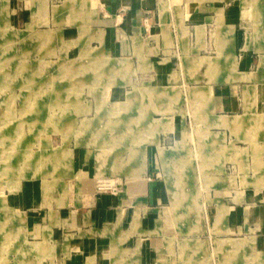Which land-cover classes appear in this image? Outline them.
<instances>
[{"label": "crops", "instance_id": "obj_1", "mask_svg": "<svg viewBox=\"0 0 264 264\" xmlns=\"http://www.w3.org/2000/svg\"><path fill=\"white\" fill-rule=\"evenodd\" d=\"M4 4V41L20 44L12 88L21 99L42 89L86 95L69 102L67 133L47 127L48 114L3 119L18 124L0 129V153L19 155L0 161V264H264V0ZM60 35L72 46L64 53ZM47 56L73 58L64 86L59 69L39 68ZM108 92L136 114L131 145L124 132L115 145L91 141ZM155 120L172 130L154 138ZM192 168L202 170L198 184L188 182ZM103 177L120 188L101 191Z\"/></svg>", "mask_w": 264, "mask_h": 264}, {"label": "rangeland", "instance_id": "obj_2", "mask_svg": "<svg viewBox=\"0 0 264 264\" xmlns=\"http://www.w3.org/2000/svg\"><path fill=\"white\" fill-rule=\"evenodd\" d=\"M6 1H13V2H19L20 0H0V129L3 130H9L14 129L15 125L18 123H15L11 120V122H7L5 120H10V119H14L16 120L17 118L19 119L20 114H45V115H49L50 120L45 121V125H51L53 127L54 126L60 128L62 131H66L68 130L69 127V122L66 120V118L69 116V114L73 113V110L71 108V106L69 105V102H73L74 100L80 99V98H84L86 93H78V91H72V90H52V89H42L40 91H31L32 94H30L28 96L27 99H21L20 96V92L18 90H15L12 88V83L15 80L13 74H14V68L19 67L17 66L18 63H20V59L19 57H15L13 56V54L18 53L20 50V44L19 41L16 40L14 42H11V44H8L7 42L4 41V36L10 34V28L8 27V29L6 28V25L4 23L5 21V16H4V8H5V4L4 2ZM75 1V0H74ZM82 0H76V2H79ZM62 1H60L61 3ZM73 2V1H72ZM6 16L8 17V21H10L11 17L9 16V13ZM18 30V28H14V30ZM16 34V33H15ZM60 38L62 39V35H60ZM65 38V37H63ZM63 40V39H62ZM47 43L43 42L41 49L43 48L44 50H46L47 48ZM60 44V53H64V50H67V48L70 46H68V43H65L64 40L59 42ZM72 47V46H70ZM33 48L32 43L28 44V49L31 50ZM7 50L6 53L7 55H9L11 53V57L9 56L8 58H5L3 51ZM10 52V53H9ZM29 60H31L29 58ZM42 61L40 62V64L38 65L39 68L43 69V73L46 74V72L51 71L52 67H55L56 69H59L60 71V77H58V80L60 81V85H65L68 82V68H70V61H74L73 58H69V57H60V58H54L53 56H47L44 57L43 59H41ZM52 61H56V63L54 64V66L52 64H47L48 62L51 63ZM80 61V60H79ZM82 62V59H81ZM30 66V64H29ZM71 68H73L71 66ZM20 70V67L18 68ZM44 74V75H45ZM17 77V76H16ZM17 79V78H16ZM10 84V88L8 87V85ZM171 94H174V91L170 92ZM109 92L106 93L104 99L102 100L101 104L98 105L97 107V113L100 114L96 117H98V119H96L95 121H93L92 124V128L96 129L99 131V137H92L91 141H97L100 140L103 142V144L110 146V145H115L116 144V134L117 132H124L125 135H127V144H130L133 142V131H135L134 133L137 134V127H136V114L132 115L133 113L130 111L127 114L125 113L127 108H129L130 104H126L125 106L121 107L119 104H115V103H111L108 100L109 97ZM25 97V96H24ZM54 98V99H53ZM21 99V101H20ZM54 100V105L53 101ZM34 100H37V105L35 103L30 104L29 101L34 102ZM114 102V101H112ZM40 103L42 105H40ZM53 106V107H52ZM96 113V112H95ZM122 113H125L123 116ZM46 117V116H45ZM124 118L125 122L123 123L124 127H121V122H120V118ZM64 118V119H63ZM135 119V120H134ZM3 120V121H2ZM18 122V121H17ZM26 124V122H25ZM71 124H73V122H71ZM76 125H80V123H76ZM172 124L166 125L165 127L164 124L160 121V120H155L152 125H151V129L154 131V138L157 137V135L159 134L161 129H167V130H172ZM26 127V125L24 126ZM48 127V126H47ZM130 127V128H128ZM132 127V128H131ZM52 128L49 127V130H51ZM129 129V130H128ZM79 130H83V123H81V125L79 126ZM4 131V130H3ZM3 131L1 133H3ZM93 131V130H92ZM14 133V132H12ZM16 139L15 137H13L12 141L14 142ZM11 141V142H12ZM148 141H144V143L146 144ZM9 143V142H8ZM182 144V141H178L177 142V146H180ZM188 147L190 148V150L192 151V153L189 155V159L191 160V165L193 167L197 166V161L196 159L193 157V150L196 149V147H199V141H198V137H196L195 135H192V137H189L188 139ZM161 151L163 152V149H161ZM114 154V153H113ZM2 155V158L0 159V161H6L8 158L7 163L9 165L14 163V160L17 159L19 153H13V154H8L4 155L2 153H0V156ZM12 155V158L9 159V157ZM23 158L22 159H27V160H31L32 154L28 155V158L24 157L25 155L22 154ZM107 156V155H105ZM110 156V155H108ZM113 156V155H111ZM30 158V159H29ZM103 158V157H102ZM101 158V160H102ZM105 159V157H104ZM71 160V154L67 153L65 155L62 156V158H60V161L64 164H67L69 161ZM196 164V165H195ZM8 165V166H9ZM142 171L145 170V165L144 163L142 164ZM201 171L202 170H197L196 168H192L191 170L188 171V182H193L194 184H198L199 182H201ZM4 172L3 170L0 171ZM10 172V173H15V170L13 169H8L6 170V173ZM6 176V175H3ZM199 179H196V178ZM193 179V180H192ZM108 182L112 185H114L117 188H120L119 186H117V184H115V182L112 181V179H106V177H103L102 180H99L97 183V185L103 186L106 185L104 184V182ZM118 190V189H117ZM102 191V190H101ZM106 191V190H103ZM178 198V197H176ZM182 201H179L178 199L173 202V205L168 208L166 210V213L168 215L171 216L172 219H180V214L177 213V211L181 210L182 207ZM203 205V202H195L194 206L196 208H200ZM189 209V206L185 207ZM192 213H195V211H193ZM179 216V217H178ZM194 220H196V218H189V224L190 221L194 222ZM199 220H201L203 222L202 218H199ZM167 222L169 224H171V226H179V224H177L175 221L173 220H167ZM182 225H185L183 222H181ZM180 223V224H181ZM173 241L171 242L172 245ZM234 246H239L240 248L238 249H242L245 247L244 243L240 240H234L233 242ZM248 245V244H247ZM250 246H253V243L251 242L249 244ZM220 247L222 248L223 245H220Z\"/></svg>", "mask_w": 264, "mask_h": 264}, {"label": "built area", "instance_id": "obj_3", "mask_svg": "<svg viewBox=\"0 0 264 264\" xmlns=\"http://www.w3.org/2000/svg\"><path fill=\"white\" fill-rule=\"evenodd\" d=\"M104 184H106V185H103V186L99 187L101 190H112V191H116L117 190L114 185H112V184H110V183H108L106 181L104 182Z\"/></svg>", "mask_w": 264, "mask_h": 264}]
</instances>
